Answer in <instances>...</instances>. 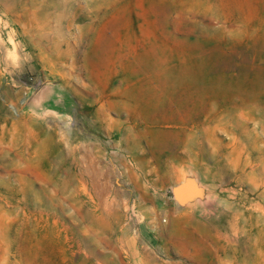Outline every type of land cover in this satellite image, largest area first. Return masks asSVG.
Returning a JSON list of instances; mask_svg holds the SVG:
<instances>
[{
  "label": "rangeland",
  "instance_id": "rangeland-1",
  "mask_svg": "<svg viewBox=\"0 0 264 264\" xmlns=\"http://www.w3.org/2000/svg\"><path fill=\"white\" fill-rule=\"evenodd\" d=\"M0 264H264V0H0Z\"/></svg>",
  "mask_w": 264,
  "mask_h": 264
},
{
  "label": "water",
  "instance_id": "water-1",
  "mask_svg": "<svg viewBox=\"0 0 264 264\" xmlns=\"http://www.w3.org/2000/svg\"><path fill=\"white\" fill-rule=\"evenodd\" d=\"M191 193H193V190L188 182L175 186L172 191V195L178 203L183 202L184 198L191 195Z\"/></svg>",
  "mask_w": 264,
  "mask_h": 264
},
{
  "label": "bare ground",
  "instance_id": "bare-ground-1",
  "mask_svg": "<svg viewBox=\"0 0 264 264\" xmlns=\"http://www.w3.org/2000/svg\"><path fill=\"white\" fill-rule=\"evenodd\" d=\"M210 205V204H209ZM235 228L238 226V224H234ZM234 228V227H233ZM238 228V227H237ZM236 233V232H235ZM237 233L241 234L242 231H241V228H240V231H237ZM196 249V248H195Z\"/></svg>",
  "mask_w": 264,
  "mask_h": 264
}]
</instances>
